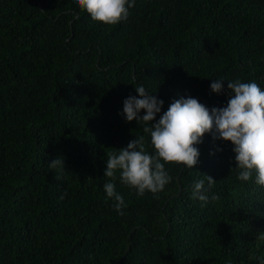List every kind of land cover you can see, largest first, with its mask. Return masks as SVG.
I'll list each match as a JSON object with an SVG mask.
<instances>
[{"label":"trees","instance_id":"1","mask_svg":"<svg viewBox=\"0 0 264 264\" xmlns=\"http://www.w3.org/2000/svg\"><path fill=\"white\" fill-rule=\"evenodd\" d=\"M236 79L264 89V0H136L115 25L77 0H0V264H264V186L238 179L231 142L205 134L159 198L104 176L138 137L155 151L122 115L136 85L164 101L155 123L181 96L226 106ZM205 174L206 204L192 198Z\"/></svg>","mask_w":264,"mask_h":264},{"label":"clouds","instance_id":"2","mask_svg":"<svg viewBox=\"0 0 264 264\" xmlns=\"http://www.w3.org/2000/svg\"><path fill=\"white\" fill-rule=\"evenodd\" d=\"M135 2L77 0L79 7L92 20L106 25L126 21L129 9L135 6ZM224 81L216 79L210 86L211 90L222 92ZM227 87L231 95L224 107L209 109L197 98L181 96L170 104L157 122L152 123L161 112L164 101L147 91L143 85H136L138 97L130 95L125 99L122 115L128 122L135 120L145 126L144 132L150 134L155 151L147 152L144 137H138L129 142L127 147L107 153L104 176L114 181L119 172L120 182L135 189L138 196L150 192L159 198L158 194L172 181L166 165L178 164L193 169L200 157L196 145L203 142L205 134L210 133L214 140L231 142L234 146L240 181H250L255 174V183L264 186V89L255 81L242 82L240 79L228 81ZM141 110H145L146 114L141 115ZM217 151L222 149L217 148ZM49 167L63 171L66 166L60 156ZM215 183L216 180L208 174L194 181L192 198L206 204L209 200L207 192ZM104 190L107 197L115 201L114 209L124 215L122 209L127 205L123 196L116 191L115 183H105ZM211 199L216 200L218 197L213 195ZM258 239L264 240V233Z\"/></svg>","mask_w":264,"mask_h":264}]
</instances>
